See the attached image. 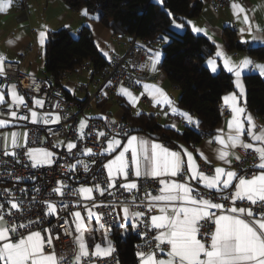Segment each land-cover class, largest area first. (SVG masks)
<instances>
[{
  "label": "snow or ice",
  "instance_id": "6c2138e0",
  "mask_svg": "<svg viewBox=\"0 0 264 264\" xmlns=\"http://www.w3.org/2000/svg\"><path fill=\"white\" fill-rule=\"evenodd\" d=\"M156 3L163 6L164 0H156ZM11 4L12 0H0V11ZM231 8L235 18L242 20L244 25L239 30L240 43L256 42L264 46V35H252L251 41L244 39L246 33L251 35L254 30L245 7L233 2ZM163 10L168 24L158 41L164 45L170 47L181 35H186L182 31L186 24L191 26L193 33L208 35L207 29L195 26L186 18L173 16L166 7ZM81 15L93 20L100 19L99 14L90 13L86 8L81 9ZM43 27L45 30L39 32L42 46L47 34V26ZM257 31H261L258 26ZM8 42L12 43L11 40ZM147 51L148 63L144 67L155 73L161 63L163 49L148 48ZM104 55L108 56V53L104 52ZM215 56L223 58V67L234 74L235 87L239 92L223 97L231 109V118L226 121L227 131L220 127L214 135L206 134L210 136L206 147L216 145L211 148V156L202 149H195L194 156L193 151L184 145L173 150L150 136H139L136 134L141 131L139 129L117 125L115 120H110L106 125L110 132L96 133L94 138L97 141L103 138V143L98 144V152L91 147H82L73 153L77 143L72 141L66 145L63 142L54 144L53 147L65 146L66 155L76 161L65 166L67 172L75 173L77 167L81 166L90 175L78 188H70L64 179L55 180V186L50 189L34 185L32 192H47V198L37 200L33 195L29 201V204L40 205L38 211H30L13 189H4L0 194V199L4 201L0 202V264H96L93 257H110L115 247L108 239L109 229L101 223L104 213L95 210L99 208L109 209L107 215L123 230L122 235L148 224L151 232H137L139 236H150L146 244L148 251L137 245L135 255L138 264H264V126L258 129L252 116L240 106L245 93L242 73L246 69H254L264 76V63L253 61L250 57H243L237 62L223 50H218ZM206 63L212 73L217 71L216 59H208ZM5 64L6 58L0 55V77L6 78ZM135 83L141 84V80L137 79ZM142 87L150 96L153 106H166L169 109L164 112L165 116L171 114L179 117L186 126L198 132L200 121L190 112L175 106L163 89L147 83ZM118 94L126 97L132 106L138 103L139 97L127 87L121 86ZM6 97H10V100ZM33 103L35 107L26 102L16 84H0V106L5 109L0 111V129L5 130L0 131V151L3 156L15 158L17 163L22 162L21 156L26 157L30 164H25V167L37 169L56 163V153L46 147L29 146L28 131L8 129L15 128L21 121L44 125L58 123L61 116L51 112L41 115L36 108H43L44 101L35 98ZM53 107L60 105L57 102ZM21 108L27 114L21 113ZM99 118L108 119L103 115ZM90 119L95 118L84 117L79 121L78 139L81 141L85 139L84 130ZM245 124L248 125L247 129ZM165 127L178 133L180 131L176 123ZM87 135H93L91 129ZM237 148L243 149L249 157L255 155L256 161L251 169L241 168L237 171L233 167V159L241 161ZM81 157H88L89 160ZM197 157L212 167L207 172L202 170ZM216 161L220 162V166H216ZM93 164L96 165L95 171L91 167ZM98 176L102 179L92 186H85L89 179L97 181ZM130 177L150 178V182L156 185V194L145 189L143 195H139L142 185ZM15 179L23 181L24 177L17 176ZM31 179H35V176ZM114 189L132 194L130 200L119 204L115 200L98 203L93 195L95 192L101 197L105 193L115 196ZM65 190L70 195L82 196L85 201L91 202L90 205L80 200L75 202L76 207L82 208L86 215H82L80 210H72L65 198ZM18 191L27 194L29 190L20 188ZM56 196L61 199H53ZM65 210L67 217L63 215ZM69 219L74 225L73 247L70 253L66 250L58 253L54 241L60 239L58 226L63 225L59 221L68 224ZM53 220H56L55 224ZM93 220L104 228L103 243L95 242V230L91 227ZM90 248L93 250L90 251Z\"/></svg>",
  "mask_w": 264,
  "mask_h": 264
},
{
  "label": "trees",
  "instance_id": "16d2710c",
  "mask_svg": "<svg viewBox=\"0 0 264 264\" xmlns=\"http://www.w3.org/2000/svg\"><path fill=\"white\" fill-rule=\"evenodd\" d=\"M72 8L87 6L100 14V21L108 28L120 30L126 35L138 38L158 39L164 33L168 17L163 8L173 16L192 19L198 17L203 9L201 0H164L161 6L155 0H65ZM177 42L170 47L162 43L164 52L162 69L168 79L181 89L179 105L199 118V130L187 126L183 132L162 126L156 115L134 114L131 107L123 104L124 119L134 122L139 133L154 136L163 141L175 143L199 144L205 139L199 133H212L222 121L220 105L223 96L234 89L233 76L221 70L211 73L205 61L215 53V45L204 35L195 34L189 25H185ZM224 40L230 50H245L264 58V48L251 47L240 43L233 28L224 30ZM45 73L53 78L57 86L62 85L68 71H78L85 63L93 66V75L97 76L106 60L97 48L91 29L84 26L75 37L67 28L52 32L45 53ZM248 108L258 116H264V77L260 74L245 76ZM64 88V87H63ZM67 92V91H66ZM69 98H74L68 93ZM208 136V135H207ZM210 137V136H208ZM207 137V138H208ZM122 229H114L112 238L120 255L121 264H138L136 246L139 238L130 231L122 235Z\"/></svg>",
  "mask_w": 264,
  "mask_h": 264
},
{
  "label": "crops",
  "instance_id": "0c3cea01",
  "mask_svg": "<svg viewBox=\"0 0 264 264\" xmlns=\"http://www.w3.org/2000/svg\"><path fill=\"white\" fill-rule=\"evenodd\" d=\"M201 1L203 3V9L201 14L196 18L187 20L192 21L193 24L197 27L207 29V36H205L203 33H201L200 35H204L208 39L210 36L211 39L209 40L212 43L213 41H215V43H213L215 45V53L218 50H223L228 57H231L232 60L237 62L243 57H250L253 61L264 63V58H261L257 55H253L249 51L237 49L230 50L227 47L224 40V30L226 28H233L236 31V34L240 40L239 30L241 27H244L242 20H237L235 18V15L231 8L232 3L226 8L222 9L219 13H215L208 0ZM238 3H241L245 7L250 19L252 20L254 27L253 33L251 35L246 33L244 39L251 41L252 35H264V0H241L238 1ZM84 8L88 9L90 13L99 14L96 11L90 10L87 6H83L80 8H72L65 2V0H32L30 10L28 14H26L20 9V0H12V4L10 7H8L4 11H0V55H3L6 58V61H18L21 65V70L25 73L38 76H47L45 73V53L46 45L50 34L60 29L67 28L75 37H78L81 29L84 26L89 27V25V28L93 33L95 44L105 60H107L111 56L124 55L128 49L130 36L124 34L120 30L108 28L100 21V19L93 20L84 17L83 15H81V9ZM43 26H47V34L45 37V43L42 46L39 43V32L45 30ZM257 26L258 29L261 31H257ZM189 27L191 29L190 25ZM117 36H121V38H118ZM10 40L12 41L11 44L8 42ZM247 45L251 47L264 48V46H261L256 42ZM148 48L162 49L161 47L156 45ZM104 52H107L108 56H105ZM215 53L214 55L206 59V61L208 59H216L217 61V71L213 74H217L221 70H225L226 72H228L223 67V58H217L215 56ZM163 59L164 54L161 63L158 65L157 72L152 73L146 70L145 75L140 79L141 85L147 83L150 85L158 86L159 88L163 89L167 93V95L174 101L175 106H177L183 111H186L179 105V99L182 93L180 87L173 84L168 79L166 73L162 69ZM206 61L205 65L210 70V67L207 65ZM85 65L88 66L81 70L73 71L72 73H65L62 81L64 89L68 93H70L74 98L80 101L87 100L88 97L92 96L97 91V86L93 83V78L95 77L93 75V66L90 63H85ZM253 73L258 74L257 71L254 69H246L242 73L241 81L244 85L245 93L244 100L241 101L240 106L246 109V114H250L252 116L253 121L259 129L260 126H264V116H258L256 113L252 112L247 105V87L245 84V76ZM230 74L233 76L234 89L226 93L224 96L232 92H239V89L235 87L234 74ZM0 84L6 83L0 80ZM83 84L87 85V90L81 89V85ZM121 86L118 87V91L114 95L108 92H104L101 97L95 100L93 106L87 109L82 114L81 119L84 117H94L95 119H100L99 117L101 115L105 117L110 115L117 120L124 119L125 111L123 108V104H127L131 107L133 113L136 115H138V113L153 114L156 115L158 121L161 123L162 126L170 125L171 123H176L177 127L180 129L179 132H183L186 129L187 126L181 118L173 116L171 114H169L168 116L164 115L165 111H169L166 106H153V104L145 102L141 93H144L146 95L147 93L144 92L143 87H141V90H135L124 86L127 87L134 95L139 97L136 106H132L126 97H123L118 94L119 88ZM6 98L10 100V97ZM221 104L227 106V108L230 110V114L228 116H223L222 121L219 123L217 128L224 127L225 131H227L226 121L231 118V109L228 105L225 104L224 100H222ZM191 114L199 121V118L196 114ZM247 127L248 125L245 124L246 129ZM8 130L26 131V127L23 125H17L15 128H10ZM0 131L5 130L0 129ZM136 134H138L139 136H150L151 138L156 139L158 142L164 143L166 146H170L173 150H177L179 145H184V147L188 148L189 151H193L194 156H196L195 149H202L205 151L206 155L211 156V148L216 147L215 144H213L211 148L206 147L207 140L210 139V137L203 139V141L199 144H187L178 142L172 145H167L166 141L160 140L154 136L139 132ZM245 139L247 138L245 137ZM238 149L239 148L236 149V152ZM201 161H203V159L197 157V162L199 164ZM234 163L235 159H233L232 165L238 171ZM216 166H220L219 161H216ZM91 227L95 230L93 232L95 242L103 243L104 230H102V228L99 224L96 223V221L91 224ZM108 239L112 241L114 247L116 248L112 238V233L108 234ZM91 249L92 248H90V250Z\"/></svg>",
  "mask_w": 264,
  "mask_h": 264
},
{
  "label": "built area",
  "instance_id": "2783aa9c",
  "mask_svg": "<svg viewBox=\"0 0 264 264\" xmlns=\"http://www.w3.org/2000/svg\"><path fill=\"white\" fill-rule=\"evenodd\" d=\"M213 11L219 13L222 9L226 8L233 2H238L241 0H208ZM32 0H20V9L28 14L30 10ZM121 38V36H117ZM162 46V43L158 39L143 38L140 39L136 35L130 36V41L128 43V49L124 55L111 56L106 60V64L102 68L101 72L93 78V83L97 86V91L92 96L88 97L85 101H80L76 98H69L66 90L57 86L53 78L48 76H38L33 74L25 73L21 70V65L18 61L11 60L6 61L5 70L6 78L0 77V80L6 84H16L19 92L24 95L26 102L34 106V99L39 98L44 101L43 108H36L39 114H44L46 112L59 113L61 119L58 123H50L44 125L43 123L32 124L29 121H21L18 125H23L26 127V131L29 133V146L32 147H46L49 150H52L56 153V163L51 166H44L42 168L33 169L30 166L25 167V164H30L27 161L26 157L21 156V163H17L15 158L3 156L2 151H0V194L3 193L4 189H13L17 198L22 200L25 205H28L30 211H38L40 208L39 204H29L32 196L35 195L37 200L47 198V192L42 191L39 194L32 192V188L35 185L40 188H51L55 186V180L64 179L70 188H78L81 184H84L85 178L89 177L90 173L83 171L81 166H78L75 170V173L67 172L66 165L75 163L76 161L72 156L66 155L67 148L65 146L53 147L54 144L58 142H63V145H66L69 141L77 143V149H73V153H76L78 149L82 147H91L93 151L98 152L100 148L98 147L99 143H103V138H100L97 141L94 137L97 132L104 131L106 133L110 132V129L106 127L110 120H115L117 125L134 129V122L131 119H114L112 116H107V120L104 119H93L88 122V127L85 128V139L83 141L79 140V121L81 120L82 114L93 106L95 100L101 97L104 92L110 94H115L118 91V87L121 85L127 86L131 89L141 90L142 85L136 84L137 79H141L145 73L146 68L144 65L148 62L149 53L147 51L148 47L151 46ZM88 65L83 64L79 70L87 67ZM73 71H68L66 73H72ZM109 81L112 83L109 84ZM35 82V83H34ZM82 90H87V85H81ZM143 99L149 104H153L150 97L146 94H143ZM59 103L60 107H53L56 103ZM4 107H0V111H4ZM220 110L222 116H228L230 110L227 106L221 104ZM21 113L27 114V111L23 108L20 109ZM89 129L92 130L93 135L88 136L87 133ZM203 137L207 138L208 136L203 133ZM167 145H172L170 141H166ZM251 151V150H249ZM238 155L241 157V161L235 160V167L240 171L243 169H251L252 164L256 161L255 155L249 157L243 149L237 150ZM81 159L88 161V157H81ZM246 161V162H245ZM202 170L206 172L211 165L205 164L204 161L200 162ZM92 170H96V165H91ZM9 173L11 175H9ZM35 176V179L31 177ZM23 176V181H17L15 177ZM137 181L138 184L142 185L141 192L139 195H143L144 190L151 191L152 194H156V185L150 182V178L145 180L144 178L130 177ZM101 177L98 176L97 181L88 180L87 186H92L94 183L98 182ZM26 188L29 191L27 194L20 193L18 189ZM66 199L69 201L70 207L72 210H80L82 215H86L82 208L76 207L75 202L80 200L83 203L90 205V201H85L82 196L77 197L70 195L67 190ZM115 196H108L105 193V196L101 197L99 193H93L96 197L97 202L104 201L105 203L115 200L116 203H127L131 195L130 193L121 191H116ZM55 200H60L61 197H53ZM0 202H4L3 199H0ZM227 207V203H226ZM104 213V219L101 223L104 225V228L109 229V233H113L114 229L118 225L111 219H109L107 213L109 209L99 208L95 209ZM63 215L67 217V211L63 212ZM95 222L93 220L91 224ZM56 223V220H53V224ZM59 223L63 227L58 226L60 239L54 241L56 244V251L59 253L62 250L71 252L73 247V237L75 235L73 229L74 225L69 219L68 224H64L63 220H60ZM100 225V224H99ZM101 227V225H100ZM102 228V230H104ZM67 229V232L65 231ZM151 232L148 224L145 223L141 228L133 231L134 235L139 238L137 245H140L143 250L148 251L146 247L147 242L150 240V236H139L137 232ZM204 231V229H202ZM154 243V242H153ZM92 250V249H91ZM90 250V251H91ZM137 251V246H136ZM96 264H121L120 255L117 249L112 253L110 257L97 258L93 257Z\"/></svg>",
  "mask_w": 264,
  "mask_h": 264
}]
</instances>
